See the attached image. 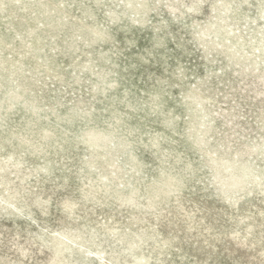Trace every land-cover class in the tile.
<instances>
[{
	"label": "rangeland",
	"instance_id": "374dc122",
	"mask_svg": "<svg viewBox=\"0 0 264 264\" xmlns=\"http://www.w3.org/2000/svg\"><path fill=\"white\" fill-rule=\"evenodd\" d=\"M140 1L145 26L124 0H0V264H264V56L216 77L194 29L217 0ZM228 1L261 48L264 0Z\"/></svg>",
	"mask_w": 264,
	"mask_h": 264
},
{
	"label": "bare ground",
	"instance_id": "6f19581e",
	"mask_svg": "<svg viewBox=\"0 0 264 264\" xmlns=\"http://www.w3.org/2000/svg\"><path fill=\"white\" fill-rule=\"evenodd\" d=\"M144 2L140 0H124L123 7L125 13L130 12L136 15L133 19L135 22L145 26L147 23V18L145 16L147 14V11ZM215 4H216L215 5L216 15L214 17L215 18L214 21L204 27L198 25L194 29V37L196 38V40L200 45H203L206 48L207 58L209 53L211 52V49H213L218 54L219 53L223 54L226 59L227 62L226 66L218 65V67L215 70V76L222 77V75L225 73L227 68H231L234 72H240L242 74H246L247 72H251L259 69L261 61L263 60V56H264V31L262 32L260 30L258 31L261 34L260 37H257L258 33L253 36V39L255 40L259 39L260 41L263 42L262 47L259 48L253 46L251 50H247L245 48V44L247 43L245 39L246 38L245 35H243V33L241 32L237 33L234 28H231V24L227 22L229 18L228 13L231 12L232 10V1L217 0ZM115 14L116 12L114 11L111 12L112 17H114ZM221 30H224V32L226 33L225 37L221 36L222 35ZM157 36L158 34L156 33V37ZM257 50H259L258 53H256ZM211 62L212 64L215 62L216 64H218V60L216 58L211 59ZM257 80L258 79L256 78L255 81L257 82ZM253 88L255 89V87ZM206 89L207 88H204V84L201 81L195 83L194 86L188 85V89L186 90L183 97V102L188 111V118H189L188 135L190 138L195 139V141L198 142L199 144H209L208 135L212 131H215L218 128L217 119L218 117L220 118L219 113L215 114L207 106L208 100L207 97H205L203 94ZM235 119H237V117ZM222 145L224 144L222 143ZM256 147L257 146H248L246 150L248 153L252 154L257 151ZM218 150L219 149H216L215 151L218 152ZM69 239L72 242L74 241L72 238ZM58 242L62 245H65L66 247L70 246L68 245V242L63 239H58ZM78 252H80L81 254L87 253L81 248L78 249Z\"/></svg>",
	"mask_w": 264,
	"mask_h": 264
}]
</instances>
